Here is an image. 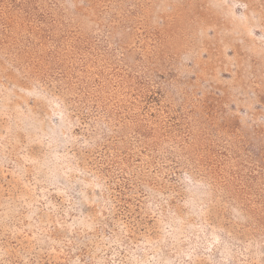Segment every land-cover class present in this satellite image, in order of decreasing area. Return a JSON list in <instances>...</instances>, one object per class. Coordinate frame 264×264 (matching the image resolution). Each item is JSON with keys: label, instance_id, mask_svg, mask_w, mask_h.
<instances>
[{"label": "rangeland", "instance_id": "1", "mask_svg": "<svg viewBox=\"0 0 264 264\" xmlns=\"http://www.w3.org/2000/svg\"><path fill=\"white\" fill-rule=\"evenodd\" d=\"M0 264H264V0H0Z\"/></svg>", "mask_w": 264, "mask_h": 264}]
</instances>
